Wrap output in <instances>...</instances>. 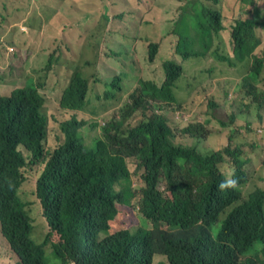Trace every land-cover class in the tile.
<instances>
[{"label": "trees", "instance_id": "16d2710c", "mask_svg": "<svg viewBox=\"0 0 264 264\" xmlns=\"http://www.w3.org/2000/svg\"><path fill=\"white\" fill-rule=\"evenodd\" d=\"M239 1L249 5L246 18H225L220 9L194 2L180 6L172 32V58L178 62L165 60L164 73H157L160 41L147 37L144 72L127 82L116 76L109 84L103 63L108 49L100 47L107 30L117 31L121 42L130 40L136 54L140 52V39L123 33V14L106 27L102 17L81 6L82 0H65L63 7L53 0L40 9L42 28L49 31L30 16L27 20L44 37L40 51L28 34L14 39L8 18L1 15L0 79L11 73L17 55L24 61L17 76L28 84L11 96L0 94V233L7 243L0 246V264H138L121 260L131 258L135 248L148 254L141 264H259L239 255L264 238V177L256 183L250 172L251 164H264L262 129L244 132L242 126L235 127L240 125L235 118L216 120L209 112L223 103L208 107L209 112L196 105L203 80L214 84L227 69L252 73L256 84L249 104L233 112H259L262 116L246 118V127L251 129L254 121L264 127V45L259 52L264 7L256 0ZM58 13L68 18L67 34L54 32L63 25ZM49 18L57 23L49 24ZM80 35L91 60L74 66L57 102L47 106L48 95L32 88L47 94L56 64L52 56L65 55L62 48L50 51L60 48L54 37L73 41ZM115 44L109 50L118 56ZM41 56L43 67L37 60ZM87 66L93 69L90 76ZM27 70L39 79L28 80ZM2 84L8 86V81L0 80ZM96 100L106 104L100 108ZM50 109L61 129L57 146L47 144ZM208 141L210 150L201 152L198 142ZM135 158L143 170L139 178L147 183L136 194L131 172ZM27 181L36 185L45 228L35 224L20 194ZM224 181L228 188H222ZM121 205L139 206L141 213L131 212L129 218L141 227L149 222L151 231L143 228L138 237L123 227L114 230ZM219 215L226 217L223 223ZM45 247L51 255L48 263Z\"/></svg>", "mask_w": 264, "mask_h": 264}, {"label": "rangeland", "instance_id": "374dc122", "mask_svg": "<svg viewBox=\"0 0 264 264\" xmlns=\"http://www.w3.org/2000/svg\"><path fill=\"white\" fill-rule=\"evenodd\" d=\"M53 0H0V24H1V15L3 14L6 16L11 24L12 32L14 35V39L18 38L21 35L28 34L31 39L33 40L34 49L36 51H40L41 45L40 41L43 39V35H41L39 29L35 26V24L41 28L42 30L49 31L48 26L42 28V19H40V9L46 8V5L50 3ZM61 2V7H63V3L65 0H59ZM76 2L77 0H69ZM204 3H207L210 6H213L214 9H220L222 13L224 14L225 18H232L235 16H238V18H244L246 16L245 10L249 7V5L242 3L241 1L238 2V0H203ZM259 4L264 7V0H257ZM81 6L86 8L87 10L91 9L90 11H93L92 14L96 16H100L104 19L106 23V27H109V23L114 20L116 16H119L120 14H125L120 23L122 26L127 27L123 30V33H125L126 36L130 38H139L141 45H139L140 52L139 54H136L135 50L133 49V44L130 40H127L125 42L120 41V36L118 35V32L115 30H111L109 33H107L105 37V41L100 47H105L108 49V54L105 55L103 59L104 65L107 67L106 76L108 77L106 79L105 84H109L112 82L113 78L116 76H120L122 78L123 82H127L130 78L138 77V75L142 74L145 70V67L147 66L148 60L145 59L146 56L149 53V48L145 47V40L147 37L152 38L153 40H158L159 38L163 37V34L165 30L169 29L171 27V21L176 16V12L174 11L179 1L177 0H87L84 2L82 0ZM182 6V5H181ZM107 13H110L112 16V19H108L105 17ZM59 18L62 17V29H59V27H56L54 29L55 33H69L70 29H66L65 25L68 23L65 19H68L67 16H62L60 13ZM31 15V16H30ZM29 16L32 18L34 23H27V20H29ZM47 17V16H46ZM44 17V18H46ZM167 18V19H163ZM57 23L56 19L51 20L48 19V23ZM90 39L92 40L93 46L96 47V41L94 37L90 36ZM262 42L264 43V31L261 35ZM54 41L56 44L60 45V48L50 47V51H58L64 49V56H52V62L56 63L54 64L52 68V79L48 80L49 86L46 92H44L42 88V92L45 96L48 95L49 102L46 103L47 106L49 103L53 102L56 103L58 100V95L63 91L64 87L66 86L68 82L69 76H71V73L74 69V66H77L79 64H82V61L85 59L91 60V52L88 49V46L84 44L83 37L80 35L79 37L75 38L73 41L61 38V37H54ZM113 41H116L115 49L119 50L118 56H114L111 54V51L109 50L110 45L113 43ZM263 44L259 48V52L262 51ZM12 49L10 48V51ZM169 47L166 46L164 51H161L159 55L157 56L156 61L154 62V65L158 67L157 73L163 74V66L162 62L164 60H174L171 58V56L168 55ZM13 55V53H11ZM49 56V54H46ZM138 58V65L139 67H136V61ZM179 59L181 57H178ZM39 67H43L45 64V58L44 56L37 58ZM147 61V62H146ZM177 61V60H174ZM178 62V61H177ZM24 64V61L22 63L21 59L17 55H13L12 63H11V73L8 75L3 76L4 78H1L0 80H6L8 82L15 81L14 83H8L7 85H0V91L3 93H8L14 86L18 84H24V78L17 76V70L22 67ZM186 66L188 65V61H186ZM209 66V63L204 64L205 69H207ZM136 68L135 72H129ZM86 73L90 76L93 73V69L91 66L85 67ZM244 72L238 73L235 69H227L222 70V76L217 81L218 83L211 84L207 80L202 81V86L199 91V95L201 96V104L200 106L206 107L207 112L208 107H212L215 103H223L222 107L213 110V113L209 114L214 117L216 120H222V121H230L231 119L235 118V120L239 121L240 125H236L235 127L242 126L245 131H251L255 130L257 131V128H261L262 132H259L264 136V127H262L259 123L254 121L252 124L249 125L248 129L246 127L247 124V117L248 116H262L259 112H252L250 114H246L244 112H233L234 108L237 110H243L246 108L249 104V99H246L242 93L241 90L238 88V84L241 81V76ZM35 78L38 80L39 77L34 73ZM204 74L200 75V79L203 77ZM114 76V77H112ZM28 77V75H27ZM102 79H105L106 77L102 74ZM183 77V76H182ZM181 77V78H182ZM181 78L178 80V82L181 80ZM158 79L161 80L160 75L158 76ZM211 84V85H210ZM53 85V88L50 89V87ZM210 85V86H209ZM210 88H214V92L210 91ZM227 91V92H226ZM178 93V91H175ZM216 97H219L220 99H215ZM233 101L241 102L234 103ZM101 108V106L105 105L106 102H99V100L95 101V104H98ZM54 110L50 109V119H49V134H48V141L47 144H50L52 146H57L59 143L58 134L60 133L61 129L59 126V122L51 115ZM59 118L63 119L68 116H58ZM258 132V131H257ZM240 133V132H239ZM92 134H89L88 137H91ZM84 142V141H83ZM199 146L198 149L205 153L208 152L211 147V144L208 142L202 143L198 142ZM196 145V143L191 144ZM89 147H93L91 144ZM206 149V150H204ZM22 150L24 152H27L25 148L22 147ZM136 168L134 169V166L131 170L132 177H134V188H135V194L139 191H141L142 187L144 186V182L139 178L140 175H142L143 170H140L137 167V159L133 161ZM224 171L227 173H231L232 171L229 168H224ZM250 172L253 174L252 180L256 183L259 182L258 177L262 176L264 177V164H261L259 161H257L255 164L250 165ZM253 185H250L247 190L251 189ZM193 192V191H192ZM20 194L24 198V200L27 202V208L29 212L31 213L35 224H40L42 228L47 227L46 218L42 217L41 209L42 205L39 200V198L36 195V185L34 183L27 181L23 183ZM244 197H246L244 195ZM187 202L185 201L184 204L181 206H186ZM123 208V212L119 218H116L113 221V229L115 230L117 227H123L125 229H129L132 232H138L141 229L151 228V225L149 222H146L145 227H141L140 224L134 223L132 220H130L129 216L131 212H134L138 216V211L140 212L139 206H127V205H121ZM230 210L228 211V213ZM141 213V212H140ZM34 240H37V238L34 235ZM6 241L2 234L0 233V246L6 245ZM212 246L214 244H211ZM252 247L248 246L246 248V251H251ZM148 254L143 253L141 250L135 248L132 257L131 258H122L121 260L126 263H131L133 261H136L138 264H141L144 262ZM159 257L158 254L155 255L154 261ZM248 257H253L257 260L259 264H261V259H263V254L259 253L258 255H254V253L248 254L246 256H243V259H246ZM45 259L48 263L51 259V255L47 252V249L45 247ZM1 260V255H0ZM167 260V259H166Z\"/></svg>", "mask_w": 264, "mask_h": 264}, {"label": "clouds", "instance_id": "9594fccd", "mask_svg": "<svg viewBox=\"0 0 264 264\" xmlns=\"http://www.w3.org/2000/svg\"><path fill=\"white\" fill-rule=\"evenodd\" d=\"M177 1H179V4H178V6H177V8L174 10V11H176L178 8H180V6L182 5H184V7H188L189 5H190V3L191 2H194V5L195 6H201V5H207V6H210V5H208L207 3H204L203 2V0H177ZM215 1H217V0H215ZM257 1V0H256ZM243 3V2H242ZM245 4V3H244ZM210 7H213V6H210ZM84 8V7H83ZM249 8V7H248ZM247 8V9H248ZM86 9V8H85ZM246 9V10H247ZM246 10H245V13H246ZM93 13V11H91V14ZM125 15V14H124ZM31 16V15H30ZM248 15H247V13H246V16H245V18L247 17ZM105 17H108V18H111L112 16L110 15V13H107L106 15H105ZM178 17H179V15L178 16H175V17H173V18H170V19H173L172 21H171V27L169 28V29H167V30H165V32H164V34H163V37L162 38H159L158 39V41H160V45H159V50H158V55H159V53L161 52V51H164V49H165V47L166 46H168L169 47V52H168V55L169 56H171V58L173 57V50H174V48H173V44H172V40L174 39V36H175V34H173L172 32H173V28H174V22L178 19ZM163 19H167V18H163ZM108 33L111 31V29L109 28L108 30ZM262 44L264 45V43L262 42ZM261 44V45H262ZM140 45H141V43H140ZM260 45V46H261ZM145 47H147L146 46V42H145V44H144V48ZM148 56V55H147ZM146 56V57H147ZM146 59V58H145ZM165 61V60H164ZM163 61V62H164ZM163 62H162V64H163ZM54 66V65H53ZM238 73H240V72H238ZM245 73V72H244ZM242 74V76H241V81L239 82V84H238V88L241 90V93H242V95L246 98V99H251V96H252V90H253V88H254V86H255V84H256V79H255V77H254V75L252 74V73H246V74ZM72 74V73H71ZM27 75H28V80L30 79V78H32V79H36L35 78V75H34V72L33 71H30V70H27ZM219 80V78H217V79H215L214 80V84L216 85ZM24 81H25V83L24 84H18V85H16V86H14L8 93H3L2 91H0V94H2V95H8V96H11L15 91H17V90H21V89H26V87H24L25 85H27L28 83L26 82V80L24 79ZM15 81H11V82H8V83H14ZM32 89H35L37 92H38V94L39 93H41L42 92V89L41 88H39V87H37V86H35V87H33ZM211 92H214V89L211 91ZM200 94V93H199ZM218 98V97H217ZM200 103H201V96L199 95L198 96V99H197V101H196V105H197V108L199 109V107H200ZM200 154V153H199ZM202 155H205V154H202ZM146 186H147V183H145L144 182V186L142 187V189L141 190H143V189H145L146 188ZM229 187V185H228V183L226 182V181H224L223 183H222V188H228ZM246 198V197H245ZM40 200V199H39ZM41 202V201H40ZM263 211H264V206H263ZM219 217V219H220V221H221V223H223L224 222V220L226 219V217H223V216H221V215H219L218 216ZM147 229V233L148 232H150L151 231V228H146ZM125 230H127L128 232H131V233H133V234H138L139 236L138 237H140V233H139V231L138 232H132V231H130L129 229H125ZM251 247H252V250L251 251H246V252H244V253H242V254H240L239 255V259L240 260H242L243 259V256H246V255H248V254H251V253H254V255H258L259 253H262L263 254V257H264V238H259V239H257V240H255L254 242H253V244L251 245Z\"/></svg>", "mask_w": 264, "mask_h": 264}]
</instances>
